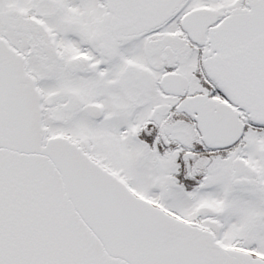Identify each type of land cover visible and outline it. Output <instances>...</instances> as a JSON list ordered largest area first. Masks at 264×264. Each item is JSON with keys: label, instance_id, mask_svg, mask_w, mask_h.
<instances>
[{"label": "snow or ice", "instance_id": "snow-or-ice-1", "mask_svg": "<svg viewBox=\"0 0 264 264\" xmlns=\"http://www.w3.org/2000/svg\"><path fill=\"white\" fill-rule=\"evenodd\" d=\"M0 264H264V0H0Z\"/></svg>", "mask_w": 264, "mask_h": 264}]
</instances>
